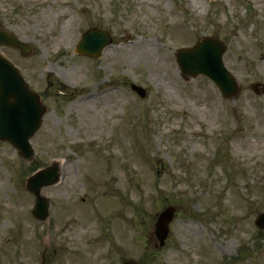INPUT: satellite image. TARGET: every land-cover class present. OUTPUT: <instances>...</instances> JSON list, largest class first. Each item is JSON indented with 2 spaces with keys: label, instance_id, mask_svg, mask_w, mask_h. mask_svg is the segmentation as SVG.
<instances>
[{
  "label": "rangeland",
  "instance_id": "obj_1",
  "mask_svg": "<svg viewBox=\"0 0 264 264\" xmlns=\"http://www.w3.org/2000/svg\"><path fill=\"white\" fill-rule=\"evenodd\" d=\"M0 26L31 45L0 51L46 108L32 161L0 141V264H264V0H0ZM93 27L112 37L97 58L75 51ZM206 36L234 97L180 73L176 50ZM53 161L39 221L26 178Z\"/></svg>",
  "mask_w": 264,
  "mask_h": 264
},
{
  "label": "water",
  "instance_id": "obj_2",
  "mask_svg": "<svg viewBox=\"0 0 264 264\" xmlns=\"http://www.w3.org/2000/svg\"><path fill=\"white\" fill-rule=\"evenodd\" d=\"M110 43L111 36L107 31L91 28L81 35L76 52L99 57L102 49ZM0 45L17 49L22 56H29L33 52L29 43L3 27H0ZM224 50L225 46L221 41L203 37L193 47L178 49L175 58L182 76L195 77L203 74L215 83L223 97L231 98L237 95L239 87L223 65L221 57ZM131 88L141 97L145 95V89L141 86L131 84ZM45 111L39 94L29 87L18 69L0 54V140L8 141L24 159L32 160L33 149L29 139L39 128ZM58 175V165L54 162L27 179L26 186L35 195L32 214L38 220H44L48 215V199L40 194V189L54 184ZM173 213L174 208L167 206L157 216L154 233L159 246L164 244ZM254 223L258 228L264 229V212L255 218ZM123 264L138 263L126 260Z\"/></svg>",
  "mask_w": 264,
  "mask_h": 264
},
{
  "label": "flooded vegetation",
  "instance_id": "obj_3",
  "mask_svg": "<svg viewBox=\"0 0 264 264\" xmlns=\"http://www.w3.org/2000/svg\"><path fill=\"white\" fill-rule=\"evenodd\" d=\"M150 239H151L150 243H151L152 247H154V249L157 250L158 248H157L156 238L151 233H150ZM141 264H143V263L141 262Z\"/></svg>",
  "mask_w": 264,
  "mask_h": 264
}]
</instances>
